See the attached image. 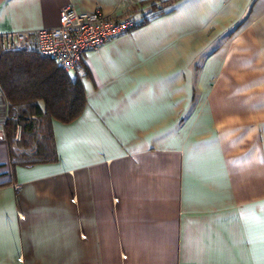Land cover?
Segmentation results:
<instances>
[{
  "label": "crops",
  "instance_id": "1",
  "mask_svg": "<svg viewBox=\"0 0 264 264\" xmlns=\"http://www.w3.org/2000/svg\"><path fill=\"white\" fill-rule=\"evenodd\" d=\"M144 1L0 0V33ZM70 74L54 162L12 163L0 92V264H264V0H178Z\"/></svg>",
  "mask_w": 264,
  "mask_h": 264
},
{
  "label": "trees",
  "instance_id": "2",
  "mask_svg": "<svg viewBox=\"0 0 264 264\" xmlns=\"http://www.w3.org/2000/svg\"><path fill=\"white\" fill-rule=\"evenodd\" d=\"M177 1L142 2L146 7L138 16L136 28L168 14ZM0 92L7 102L6 136L12 163L56 161L53 120L69 123L82 113L86 96L80 77L72 76L52 57L35 50L10 52L0 59ZM18 126L20 139L16 138Z\"/></svg>",
  "mask_w": 264,
  "mask_h": 264
},
{
  "label": "built area",
  "instance_id": "3",
  "mask_svg": "<svg viewBox=\"0 0 264 264\" xmlns=\"http://www.w3.org/2000/svg\"><path fill=\"white\" fill-rule=\"evenodd\" d=\"M139 20L135 16L116 19L99 9L82 12L66 6L55 28L0 33V59L10 52L35 50L52 57L63 70L70 72L81 65L87 52L133 31ZM20 136L21 126H18L17 139Z\"/></svg>",
  "mask_w": 264,
  "mask_h": 264
}]
</instances>
